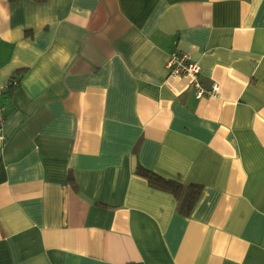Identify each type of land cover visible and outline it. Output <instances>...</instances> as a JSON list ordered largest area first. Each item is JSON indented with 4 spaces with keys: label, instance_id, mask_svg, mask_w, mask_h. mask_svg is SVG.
Instances as JSON below:
<instances>
[{
    "label": "crops",
    "instance_id": "crops-1",
    "mask_svg": "<svg viewBox=\"0 0 264 264\" xmlns=\"http://www.w3.org/2000/svg\"><path fill=\"white\" fill-rule=\"evenodd\" d=\"M12 77L0 264H264V0H0ZM138 165L202 186L190 214Z\"/></svg>",
    "mask_w": 264,
    "mask_h": 264
},
{
    "label": "trees",
    "instance_id": "trees-1",
    "mask_svg": "<svg viewBox=\"0 0 264 264\" xmlns=\"http://www.w3.org/2000/svg\"><path fill=\"white\" fill-rule=\"evenodd\" d=\"M10 1L15 2L18 0H10ZM35 1H37L38 3H42L46 0H35ZM22 73H23L22 71L18 72L17 77H20ZM17 77H15L18 81L17 86L11 87L7 92L8 94H11L19 87L20 80ZM138 147H139V143L137 144L135 151L137 150ZM135 174L145 179L151 188L173 194L178 202L177 209L179 210L180 214L185 216H188L190 214L192 208L194 207L198 198L200 197V194L203 189L202 186L200 185L185 186L178 182L165 179L164 177L152 171H149L140 165L136 167ZM69 182L70 184L73 185V187L76 190L78 189L72 174H70L69 176Z\"/></svg>",
    "mask_w": 264,
    "mask_h": 264
},
{
    "label": "built area",
    "instance_id": "built-area-1",
    "mask_svg": "<svg viewBox=\"0 0 264 264\" xmlns=\"http://www.w3.org/2000/svg\"><path fill=\"white\" fill-rule=\"evenodd\" d=\"M167 66L170 70L171 75L181 76L187 75L192 78V88L195 90V95L197 99H201L205 96H211L217 93V86L212 89V91L206 92L200 85L198 76L200 74V67L190 61L189 56L180 54L178 52H173L169 55L167 60ZM18 81L15 77L9 79L7 83L0 84V141L5 142L6 137L4 135V107L2 104V98L11 87H16Z\"/></svg>",
    "mask_w": 264,
    "mask_h": 264
}]
</instances>
